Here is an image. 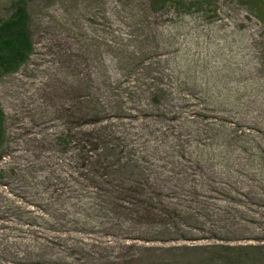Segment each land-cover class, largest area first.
I'll list each match as a JSON object with an SVG mask.
<instances>
[{
    "label": "rangeland",
    "instance_id": "374dc122",
    "mask_svg": "<svg viewBox=\"0 0 264 264\" xmlns=\"http://www.w3.org/2000/svg\"><path fill=\"white\" fill-rule=\"evenodd\" d=\"M18 1L0 0V23ZM24 2L33 49L0 68V264H264L252 1ZM93 128L129 170L83 167ZM114 172L146 202L112 204Z\"/></svg>",
    "mask_w": 264,
    "mask_h": 264
},
{
    "label": "trees",
    "instance_id": "16d2710c",
    "mask_svg": "<svg viewBox=\"0 0 264 264\" xmlns=\"http://www.w3.org/2000/svg\"><path fill=\"white\" fill-rule=\"evenodd\" d=\"M252 5L258 16L264 22V0H251ZM171 2L172 4L176 5L177 8L185 7L188 8L194 7L195 9L202 11L208 10V6H212L217 2V0H157V3L164 6L167 3ZM161 6V7H162ZM29 14L27 12L24 0H20L16 4L15 13L12 17L3 20L0 23V68L6 72H11L19 66L22 61H24L29 53L33 49V44L31 41L30 30H29ZM96 119L91 117L89 123L95 124ZM94 127V126H93ZM3 136H4V112L0 106V148L3 144ZM90 148L89 157H85L83 167H88V165L92 164L94 171L99 170H109L112 168L117 169V165L121 164L122 171L129 170L128 162H120L115 163V159H107L103 157L105 151L114 152L116 153V148L112 145H109L104 137L102 136L101 132L97 128H93L90 130ZM114 156L113 154H111ZM2 154L0 152V158ZM89 163H87V162ZM86 163V164H85ZM124 172V171H123ZM95 176H99L95 173ZM110 177L108 184L114 188V190L110 193L109 197L111 198V203L116 204L115 200L120 198L129 197L134 200H137L139 203L146 202L145 199L138 198L142 196L139 193V190L136 191L135 188L132 187L131 184L135 183L138 184V180L135 179L134 176L125 177V176H117L116 173H112L109 175ZM101 177V176H99ZM139 193V194H138ZM144 195V193H143ZM123 196V197H121ZM83 227H81V231H83ZM131 235L135 234H124L125 237H132ZM139 239H143L137 237Z\"/></svg>",
    "mask_w": 264,
    "mask_h": 264
}]
</instances>
